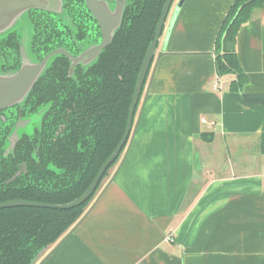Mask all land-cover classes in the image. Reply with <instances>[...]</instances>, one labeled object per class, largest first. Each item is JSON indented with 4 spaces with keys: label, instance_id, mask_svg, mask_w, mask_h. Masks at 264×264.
Here are the masks:
<instances>
[{
    "label": "crops",
    "instance_id": "0c3cea01",
    "mask_svg": "<svg viewBox=\"0 0 264 264\" xmlns=\"http://www.w3.org/2000/svg\"><path fill=\"white\" fill-rule=\"evenodd\" d=\"M234 1L185 0L166 39L172 5L113 178L44 264H264V4L233 94L214 47Z\"/></svg>",
    "mask_w": 264,
    "mask_h": 264
},
{
    "label": "trees",
    "instance_id": "16d2710c",
    "mask_svg": "<svg viewBox=\"0 0 264 264\" xmlns=\"http://www.w3.org/2000/svg\"><path fill=\"white\" fill-rule=\"evenodd\" d=\"M164 2H130L124 13L122 28L115 33L112 43L104 49L96 64L80 76L81 87L64 88L63 92L77 91L82 96L80 103L70 107L73 111L70 118L59 123V126H63L64 136L56 141L47 137L45 150L48 152L43 153V167L30 169L14 181L3 184L5 179L11 178L9 172L13 174L12 169L6 171L8 177L0 180V203L20 199L64 205L73 202L88 189L99 168L121 142L136 78L147 48L154 38ZM263 4L264 0H235L216 37V76L235 77L228 87L233 94H239L247 81L236 57L238 30L251 20L252 12ZM49 76L57 77L60 84L65 83V73H61L55 66L38 85H46ZM65 99L63 96L62 100ZM71 104L69 102V106ZM61 109L64 110V105ZM83 117L86 118V127L78 132L77 127ZM68 130L72 131V139ZM199 137L206 139L204 135ZM78 143H81L79 149ZM125 147L119 158L107 168L93 196L81 206L64 211L35 207L0 210V264H31L41 250L46 249L48 252L55 246L93 204L96 193L102 183L107 182L108 174L122 158ZM52 148H56V153L51 152ZM84 148L86 150L82 152Z\"/></svg>",
    "mask_w": 264,
    "mask_h": 264
},
{
    "label": "flooded vegetation",
    "instance_id": "af4514ba",
    "mask_svg": "<svg viewBox=\"0 0 264 264\" xmlns=\"http://www.w3.org/2000/svg\"><path fill=\"white\" fill-rule=\"evenodd\" d=\"M43 1L46 2L44 9L30 8L15 16L5 32H0V76L14 75L23 67L42 63L47 57L45 69L24 98L17 104L0 109V180L8 177V169L13 170V174L9 172L11 178L5 179L3 184L14 181L30 169L44 166L43 153L48 152L45 140L48 137L56 141L64 136L63 126L59 123L69 119L73 112L70 107L82 100L77 91L63 92L64 88L81 87L80 76L96 64L104 49L112 43L132 2L125 0L118 29L110 43L95 56L94 48L103 41L95 13L103 7L114 13L117 0ZM55 66L65 73V83L60 84L57 77L49 76L46 85H38ZM61 95L66 99L62 100ZM69 102H72L71 106ZM63 105L64 110L61 109ZM47 118L49 120L46 121ZM85 119L83 117L80 121L78 132L86 127ZM68 132L72 139V131ZM80 146L81 143H78L77 148ZM56 151V148L51 150L53 154Z\"/></svg>",
    "mask_w": 264,
    "mask_h": 264
},
{
    "label": "water",
    "instance_id": "95a60500",
    "mask_svg": "<svg viewBox=\"0 0 264 264\" xmlns=\"http://www.w3.org/2000/svg\"><path fill=\"white\" fill-rule=\"evenodd\" d=\"M185 0H178L177 6L174 10L172 20L170 22L169 28L166 32V39L169 36V31L171 26L174 22V18L177 16L179 9L182 7ZM173 0H165L164 6L162 8V12L159 18V22L154 31V38L149 44L147 48V53L142 61V67L139 71V74L136 78V84L133 91V97L129 106V112L126 120V128L121 137V142L116 147V149L110 154V157L107 161L99 168V171L95 178L93 179L92 183L88 187V189L83 192L79 198L75 199L73 202L64 204V205H54V204H43L40 202H30L25 200H9L4 201V203H0V210L11 209V208H19V207H27V208H41V209H52V210H69L73 208H77L82 204L89 201V199L93 196L94 192L96 191L100 180L104 176L107 171V168L110 167L116 159L119 157L120 152L123 146L127 143L128 137L133 128V119L136 113V106L139 102L141 97V92L143 86L146 82V77L151 67V62L155 57L157 46L159 41L162 37V32L164 29V25L166 23V18L168 17L169 11L171 10ZM46 2H42V0H0V32H5L9 26L10 21L14 19L15 16L20 15L23 12L28 11L30 8H39L44 9ZM125 0H117L116 10L114 13H110L107 11L105 7L99 8V10L95 13L96 20L99 22L101 28V34L103 36L102 44L99 47L94 48L95 56L100 53V50L104 48L105 45L109 44L113 38V33L118 29L121 21V15L123 12ZM91 57V56H90ZM47 61V57L45 60L36 65H30L23 67V69L19 72H16L14 75L10 76H0V109L3 107L17 104L21 99L24 98V95L28 93L31 89V86L35 83L34 81L37 77L43 72L45 69V63ZM111 179L108 181L110 182ZM101 194V193H100ZM99 194V195H100ZM96 200L94 203L98 200ZM94 204L85 212L84 216L79 220L75 226H73L70 231L61 239V241L57 244V246L52 249L48 254H46L43 258H41L47 251L46 249L41 250L36 257L33 259L31 264H44L50 259V255L53 251L68 237L75 229L79 226V224L87 217L88 213L92 209ZM41 258V259H40Z\"/></svg>",
    "mask_w": 264,
    "mask_h": 264
},
{
    "label": "rangeland",
    "instance_id": "374dc122",
    "mask_svg": "<svg viewBox=\"0 0 264 264\" xmlns=\"http://www.w3.org/2000/svg\"><path fill=\"white\" fill-rule=\"evenodd\" d=\"M173 2H175L173 5L176 7V2H177V0H173ZM173 2H172V3H173ZM175 7H174V8H175ZM169 12H170V11H169ZM166 29H167V28H166ZM160 43H161V42H160ZM161 44H162V43H161ZM150 69H151V67H150ZM149 71H151V70H149ZM148 75H149V73H148ZM147 77H148V76H147ZM147 77H146V82H145V84H144V86H143V89H144V90H145V87H146V84H147ZM143 89H142V91H143ZM142 95H143V94H142V92H141V97H140V99H139V103H140V101H141ZM138 106H139V104H138ZM138 106H137V108H138ZM137 108H136V109H137ZM137 110H138V109H137ZM137 110H136V112H137ZM135 116H136V113H135ZM135 116H134V117H135ZM133 120H134V119H133ZM133 122H134V121H133ZM132 124H133V123H132ZM131 132H132V131H131ZM130 135H131V133H130ZM129 137H130V136H129ZM129 137H128V141H129ZM210 140H211V139H210ZM210 140H209V141H210ZM126 145H127V143H126ZM124 146H125V145H124ZM207 149H208V148H207ZM211 151H212V148H211V150H210V149L208 150L209 153H211ZM223 153H224V152H223ZM120 155H121V154H120ZM120 155H119V156H120ZM223 156L226 157V154L224 153ZM115 168H116V166L113 167V170L110 171V173L108 174V177H107L108 180H109L110 177L113 175ZM207 176H208V175H206V177L204 178L205 181H208V180H209V179L207 178ZM108 180H107V182H108ZM107 182H106V183H107ZM106 183H105V181H104V182L102 183V184H103L102 187H103L104 185H106ZM102 187H101V188H102ZM101 188H100V190H101ZM100 190L96 193L95 200H96V197L102 192V190H101V191H100ZM93 198H94V197H93ZM93 200H94V199H93ZM95 200H94V201H95ZM93 204H94V202H93ZM93 204H92V205H93ZM92 205H91V206H92ZM91 206H90V207H91ZM168 239H170V237L167 238L166 241H167V242H171V241H168ZM39 261H40V260H39ZM39 261H38V262H39ZM38 262H37V263H38ZM37 263H36V264H37Z\"/></svg>",
    "mask_w": 264,
    "mask_h": 264
},
{
    "label": "built area",
    "instance_id": "2783aa9c",
    "mask_svg": "<svg viewBox=\"0 0 264 264\" xmlns=\"http://www.w3.org/2000/svg\"><path fill=\"white\" fill-rule=\"evenodd\" d=\"M213 88H214V89H217V85H214ZM201 122L206 123L205 120H204L203 118L201 119ZM210 124H211V125H214V123H210ZM168 241H171V238L168 239Z\"/></svg>",
    "mask_w": 264,
    "mask_h": 264
}]
</instances>
